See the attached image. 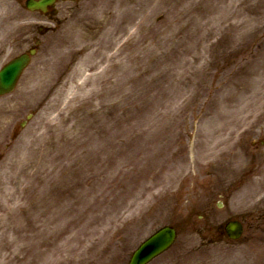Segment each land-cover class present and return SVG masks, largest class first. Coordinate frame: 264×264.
<instances>
[{
  "label": "rangeland",
  "instance_id": "obj_1",
  "mask_svg": "<svg viewBox=\"0 0 264 264\" xmlns=\"http://www.w3.org/2000/svg\"><path fill=\"white\" fill-rule=\"evenodd\" d=\"M23 2L0 0V68L40 42L0 96V264H125L164 225L150 264H264V0Z\"/></svg>",
  "mask_w": 264,
  "mask_h": 264
},
{
  "label": "water",
  "instance_id": "obj_2",
  "mask_svg": "<svg viewBox=\"0 0 264 264\" xmlns=\"http://www.w3.org/2000/svg\"><path fill=\"white\" fill-rule=\"evenodd\" d=\"M57 0H26L25 5L29 10H40L45 12L48 7ZM35 50L21 54L11 60L0 70V95L11 91L30 60ZM227 231L230 237L237 238L241 233V226L237 222L229 223ZM175 239V231L170 227H164L155 232L147 241L134 252L128 264H146L154 257L166 250Z\"/></svg>",
  "mask_w": 264,
  "mask_h": 264
}]
</instances>
